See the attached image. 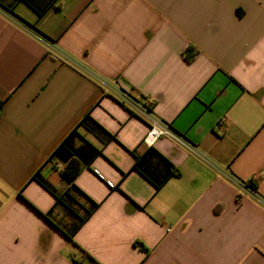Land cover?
<instances>
[{
	"label": "crops",
	"instance_id": "1",
	"mask_svg": "<svg viewBox=\"0 0 264 264\" xmlns=\"http://www.w3.org/2000/svg\"><path fill=\"white\" fill-rule=\"evenodd\" d=\"M4 3L0 264H264V0ZM131 98L188 143L150 147L180 173L160 189L134 169ZM87 113L115 139L75 180L99 206L70 239L77 219L33 177L69 188L51 155Z\"/></svg>",
	"mask_w": 264,
	"mask_h": 264
},
{
	"label": "trees",
	"instance_id": "2",
	"mask_svg": "<svg viewBox=\"0 0 264 264\" xmlns=\"http://www.w3.org/2000/svg\"><path fill=\"white\" fill-rule=\"evenodd\" d=\"M57 1L58 0H15V2H22L30 7L39 18L50 8L54 7ZM0 3L6 4L4 0H0ZM7 7L9 12L14 11L13 5H8ZM4 104V101L0 102V114ZM79 129L94 136L101 143L102 147H97L86 140L79 132ZM113 139H115V137L87 113L51 155L52 159L62 163L63 168L60 173L62 178L69 184V188L63 194L58 195L53 187L44 180L38 172L35 173L33 177L43 187L53 193L57 202L62 204L66 210L77 219L75 226L67 233L70 239H72L74 233L99 206L98 203L89 199L75 185V180L84 169L90 167L95 158L102 154L103 146ZM134 169L149 180L156 189H160L164 186L171 177H178L180 175L179 170L154 148H149L143 155L137 156ZM247 186L257 192L256 185L253 181H249ZM78 197L83 198L87 203V205L84 203L81 204V208L84 211L83 215H79L78 211L74 208V205L78 204Z\"/></svg>",
	"mask_w": 264,
	"mask_h": 264
},
{
	"label": "built area",
	"instance_id": "3",
	"mask_svg": "<svg viewBox=\"0 0 264 264\" xmlns=\"http://www.w3.org/2000/svg\"><path fill=\"white\" fill-rule=\"evenodd\" d=\"M128 101H131V104L135 108L136 113L148 124V131L143 138V144L146 147H153L156 142L163 137L170 138L177 143L188 147V143L186 142L184 137L177 133L169 123L164 122L160 118L156 117L151 110L143 105L138 104L134 99L131 98L128 99ZM233 180L242 187H245L247 192L259 198L257 192L253 191L247 186V183L249 181H252V179H249L247 181H240L233 178Z\"/></svg>",
	"mask_w": 264,
	"mask_h": 264
},
{
	"label": "rangeland",
	"instance_id": "4",
	"mask_svg": "<svg viewBox=\"0 0 264 264\" xmlns=\"http://www.w3.org/2000/svg\"><path fill=\"white\" fill-rule=\"evenodd\" d=\"M21 6H22V7H27V6H25L24 4H21ZM27 9H28V8H27Z\"/></svg>",
	"mask_w": 264,
	"mask_h": 264
}]
</instances>
